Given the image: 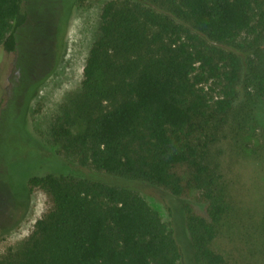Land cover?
Masks as SVG:
<instances>
[{"label":"trees","instance_id":"1","mask_svg":"<svg viewBox=\"0 0 264 264\" xmlns=\"http://www.w3.org/2000/svg\"><path fill=\"white\" fill-rule=\"evenodd\" d=\"M31 1L0 0L4 50L16 49ZM59 1L37 0L44 21H58ZM97 31L50 141L81 166L195 192L202 209L184 204L193 264H224L212 248L230 210L218 144L240 149L252 102L264 99V57L243 68L238 57L261 48L264 0H105ZM27 185L49 208L0 264H182L173 232L134 189L69 173ZM261 234L264 264V222Z\"/></svg>","mask_w":264,"mask_h":264},{"label":"rangeland","instance_id":"2","mask_svg":"<svg viewBox=\"0 0 264 264\" xmlns=\"http://www.w3.org/2000/svg\"><path fill=\"white\" fill-rule=\"evenodd\" d=\"M104 1L60 0L54 3L58 21L53 24V16L44 21V6L33 0L29 4L31 14L18 32L16 49L8 52L0 45V256L19 249L34 222L49 208L42 190L28 188V178L69 173L137 191L173 232L182 264H193L184 204L190 202L197 210L202 209L194 198L195 192L175 196L142 180L81 166L63 155L49 139L50 123L61 104L80 87L82 68L98 33ZM61 24L65 31L62 46H58ZM259 45L256 53L238 54L242 68L249 58L264 57V39ZM250 112L246 123L249 133L238 145L240 149L232 147L229 139L218 144L229 186L230 210L212 248L222 254L224 264H263L264 99L255 98Z\"/></svg>","mask_w":264,"mask_h":264}]
</instances>
